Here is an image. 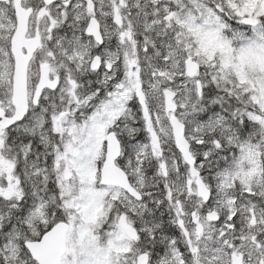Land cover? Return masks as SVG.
Here are the masks:
<instances>
[{
	"label": "snow or ice",
	"instance_id": "1",
	"mask_svg": "<svg viewBox=\"0 0 264 264\" xmlns=\"http://www.w3.org/2000/svg\"><path fill=\"white\" fill-rule=\"evenodd\" d=\"M0 264H264V0H0Z\"/></svg>",
	"mask_w": 264,
	"mask_h": 264
}]
</instances>
